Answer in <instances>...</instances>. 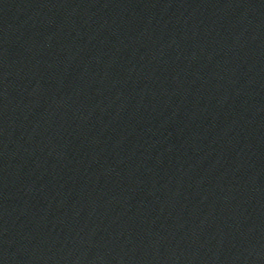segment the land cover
Returning a JSON list of instances; mask_svg holds the SVG:
<instances>
[{
	"label": "water",
	"instance_id": "95a60500",
	"mask_svg": "<svg viewBox=\"0 0 264 264\" xmlns=\"http://www.w3.org/2000/svg\"><path fill=\"white\" fill-rule=\"evenodd\" d=\"M0 264H264V0H0Z\"/></svg>",
	"mask_w": 264,
	"mask_h": 264
}]
</instances>
